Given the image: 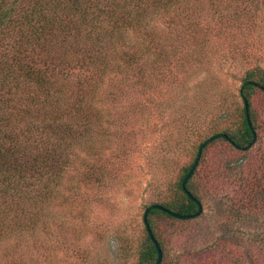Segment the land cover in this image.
Segmentation results:
<instances>
[{
  "label": "trees",
  "instance_id": "trees-1",
  "mask_svg": "<svg viewBox=\"0 0 264 264\" xmlns=\"http://www.w3.org/2000/svg\"><path fill=\"white\" fill-rule=\"evenodd\" d=\"M258 1L264 5V0H0V256L6 263H14L17 245L22 250L26 244L23 231L64 222L46 207L73 202L80 187L104 185L102 173L91 172L92 158L101 160L104 151L120 155L111 147L117 143L106 136V126L117 122L115 137L124 138L117 118L125 111L117 105L112 113L101 111L96 102L102 84L121 75L122 90L115 85L121 101L114 91L107 94L123 108L130 103L126 83L149 75L146 60L170 63L176 41L187 31L195 33L204 15L230 25L223 14H263ZM194 65L209 67L196 56ZM188 67L180 85L182 100L203 101L213 125L228 119L225 99L201 89V84L210 86L209 80L217 84L213 72ZM237 97L239 120L213 131L226 138L216 137L202 148L185 183L201 206L211 201L220 233L212 244L179 254L172 264H264V67L244 71ZM242 99L255 135L246 150L232 145L242 147L252 139ZM171 107L177 113L180 104L174 101ZM216 142L222 147L204 155L205 147ZM193 160L179 174L176 196L151 204L177 214L196 211L180 187ZM188 220L158 209L147 212L161 251L159 264L167 256V230ZM11 240L12 247L3 246ZM155 261L143 226L136 264Z\"/></svg>",
  "mask_w": 264,
  "mask_h": 264
},
{
  "label": "rangeland",
  "instance_id": "rangeland-1",
  "mask_svg": "<svg viewBox=\"0 0 264 264\" xmlns=\"http://www.w3.org/2000/svg\"><path fill=\"white\" fill-rule=\"evenodd\" d=\"M257 4L263 14H223L230 25L204 15L195 33L187 31L182 40L176 41L177 53L170 63L146 60L148 76L140 77L139 83L124 81L130 103L123 108L117 104L121 92L115 90L117 84L122 90L121 75L114 77L116 82L102 84L101 101L96 102L101 111L112 113L116 105L118 111H125L117 118L124 138L115 137L117 122L116 126H106V136L111 143H117L116 148L114 144L111 147L120 155L104 151L101 160L92 158L91 172L102 173L104 185L80 187V197L73 202L46 207L47 213L61 214L64 222H49L23 231L27 241L22 250L17 245L12 264H136L137 247L143 238L144 207L176 196L179 174L193 160L198 144L213 131L230 127V121L239 120L235 108L241 105L237 89L244 71L255 65L264 67V5L259 1ZM195 56L209 67L204 63L195 66ZM189 65L193 70L209 68L213 72L217 84L209 80L210 86L201 84V89L212 98L225 99L228 119L213 125L203 101L182 100L180 85ZM109 91L118 94L120 100L112 101ZM174 101L180 104L177 113L171 107ZM92 136L96 138L94 131ZM219 147L222 144L217 142L208 144L204 155ZM210 202L202 203L197 217L167 230V256L161 264H172L179 254L202 250L215 241L220 233V227L214 225L219 216ZM13 244L11 240L3 246ZM0 264L10 263L0 256Z\"/></svg>",
  "mask_w": 264,
  "mask_h": 264
},
{
  "label": "water",
  "instance_id": "water-1",
  "mask_svg": "<svg viewBox=\"0 0 264 264\" xmlns=\"http://www.w3.org/2000/svg\"><path fill=\"white\" fill-rule=\"evenodd\" d=\"M242 102H243V107H244V111H245V119H246V123H247V126L249 127V129L251 130V133H252V139L251 141L245 145V146H238V145H235V144H232V141H230L229 139V142L230 144L233 145L234 148L236 149H239V150H246L254 141V132L252 131V128H251V125H250V122H249V119H248V113H247V103L244 99H242ZM216 137H223V138H226V136L222 133H217V134H213V135H210L208 136L206 139H204L197 147V150H196V154H195V157H194V160L190 166V168L187 170L186 174L184 175L183 179L181 180L180 182V187L182 189V191L187 195V197L192 200L195 204H196V211L190 215H184V214H177V213H174L172 211H169L167 210L165 207L159 205V204H149L147 206L144 207L143 209V212H142V223H143V226L145 228V231L149 237V239L151 240V242L153 243L154 247H155V250H156V261L154 264H159L160 263V260H161V251H160V248L156 242V240L154 239V237L152 236V233L148 227V224H147V221H146V215H147V212L151 209H158V210H161V211H164L166 213H168L170 216L172 217H175V218H178V219H191V218H194V217H197L200 212L202 211V206L201 204L185 189V183H186V180L191 176V174L193 173L194 169L196 168L197 166V163H198V159H199V156H200V153H201V150L202 148L207 144L209 143L211 140H213L214 138Z\"/></svg>",
  "mask_w": 264,
  "mask_h": 264
}]
</instances>
